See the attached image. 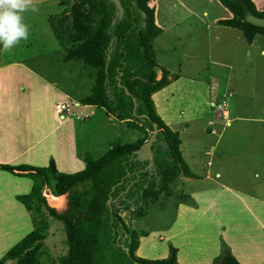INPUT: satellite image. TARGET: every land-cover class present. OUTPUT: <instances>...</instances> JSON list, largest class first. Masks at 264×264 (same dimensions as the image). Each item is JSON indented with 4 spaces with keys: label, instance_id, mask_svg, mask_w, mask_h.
<instances>
[{
    "label": "rangeland",
    "instance_id": "1",
    "mask_svg": "<svg viewBox=\"0 0 264 264\" xmlns=\"http://www.w3.org/2000/svg\"><path fill=\"white\" fill-rule=\"evenodd\" d=\"M73 1L36 0L39 10L23 14L29 38L7 53L0 52V78L15 86L10 103L21 109L18 123L27 130L31 127L28 121H35L31 136L41 139L30 153L34 164L47 166L51 159H56L60 171L65 173L81 170V163L74 165L69 146L86 163L87 154L98 158L115 143L132 142L143 135L105 108L76 103L75 99L81 102L91 92L96 69L82 61L64 60L70 42L57 35L56 27ZM154 1L150 4L155 7L156 20L169 29L164 37L165 48L161 36L156 38L157 62L159 69L168 68L174 77L168 86L153 94V100L157 113L180 132L183 157L187 164L196 160L189 167L198 178L188 181L185 177L176 178L169 191L144 204L143 215L123 208L120 214L139 233L151 229L169 231L180 201L184 205L191 201L185 196L191 185L204 188L209 185L207 169L213 173L220 170L222 178L235 189L264 201V35L259 34L248 43L242 30L219 25L218 19L231 16L219 0ZM65 92L71 95L72 111L59 119L55 104L65 98ZM223 100L231 120L226 123L228 126L218 116L221 108L214 105ZM213 121L215 124L210 126ZM212 129L217 130L216 134ZM152 133L149 129V136ZM208 161L213 165L208 166ZM3 174H0V259L33 229L31 213L15 198L17 194L28 193L26 183L33 184V180ZM44 195L59 212L68 208L69 193L62 195L64 198L50 196L54 195V182L45 188ZM201 199L203 203L205 199ZM47 216L49 230L40 264H60V258L68 251L65 226L61 220L48 213ZM183 219L180 227L185 220L192 223ZM153 238L159 243L157 233ZM152 244L142 242L146 251ZM141 257L151 256L148 253Z\"/></svg>",
    "mask_w": 264,
    "mask_h": 264
},
{
    "label": "trees",
    "instance_id": "2",
    "mask_svg": "<svg viewBox=\"0 0 264 264\" xmlns=\"http://www.w3.org/2000/svg\"><path fill=\"white\" fill-rule=\"evenodd\" d=\"M152 1L121 0L124 15L119 18L111 0H74L62 16L56 32L70 42L64 60L82 61L96 69L91 92L81 102L105 108L143 135L132 142L115 143L98 158L87 154L85 167L75 173L60 171L54 159L47 166L0 163L1 170L33 180L28 193L15 196L31 213L33 229L7 250L0 264H40L49 230L47 213L65 226L68 251L60 264H180L173 245L165 258L137 255L140 236L148 233L130 227L120 214L124 208L143 215L144 204L169 191L177 177H197L183 157L180 132L157 113L153 100V94L168 86L174 75L162 67L158 77L154 41L163 28L157 24ZM219 1L231 12L230 17L217 20L219 25L242 30L248 43L264 35V11L253 0ZM154 123L158 169L151 176L135 150L149 139ZM53 182L55 197L69 193L64 212L51 206L44 195ZM218 262L243 264L225 244Z\"/></svg>",
    "mask_w": 264,
    "mask_h": 264
},
{
    "label": "crops",
    "instance_id": "3",
    "mask_svg": "<svg viewBox=\"0 0 264 264\" xmlns=\"http://www.w3.org/2000/svg\"><path fill=\"white\" fill-rule=\"evenodd\" d=\"M253 1L259 10L264 11V0ZM157 24L163 28V33L160 36L162 38L161 45L165 48L164 37L169 33V29L164 28V24L162 25L158 21ZM159 72L161 73V69H159ZM15 91L12 82L7 83L0 78V163L35 165L34 162L36 161L32 159L34 156H31L30 153L37 148L41 139L36 140L31 136L35 130V121H28L31 127L27 130H23L20 123H18L21 109L19 107L15 108L10 103V95ZM64 96L66 99L64 98L58 102L71 97L68 92H65ZM75 101L80 102L77 99ZM89 108H92V105ZM74 109L77 110V108ZM91 111H93L92 114H97L94 110ZM121 122L124 123V121ZM68 149L71 151L70 156L74 160V165L81 163L80 168L82 170L86 163H82V160L78 158L76 149L72 150L71 146ZM23 158H27L24 160L26 162H22ZM63 161L67 163L64 159ZM58 163L56 160L57 167L60 170ZM195 163L196 160L188 164L191 166ZM212 165L211 161H208V166ZM70 166L68 165V167ZM3 173L9 174L10 177L16 176L0 169V174ZM22 177L24 178V176ZM180 177H185L187 181L193 178L184 175H180ZM222 177L223 174L220 170L213 173L210 169H207L206 180L209 181V185L206 188H204V185H191L190 193L184 192L185 196L191 201L185 205L180 201L177 208L181 212L178 211L176 217L168 226L170 230L166 232L152 229L145 231L148 234L141 236L137 255L146 256L149 253L151 259L165 258L168 256L170 249L168 242H172L178 248L177 258L180 264H215L221 257L223 244H225L241 263L264 264V201L258 196L247 195L235 189L234 185L228 183ZM26 184L27 192H29L32 183L30 181ZM200 197L205 199L203 203ZM182 218H188L192 223L185 220L184 223L182 222L183 227H180ZM156 233L158 234L159 243L153 238ZM145 241L148 242V245L153 242L152 248L149 249L151 251L144 249L142 242Z\"/></svg>",
    "mask_w": 264,
    "mask_h": 264
},
{
    "label": "clouds",
    "instance_id": "4",
    "mask_svg": "<svg viewBox=\"0 0 264 264\" xmlns=\"http://www.w3.org/2000/svg\"><path fill=\"white\" fill-rule=\"evenodd\" d=\"M38 10L36 0H0V52L7 53L29 38V26L24 23L23 14Z\"/></svg>",
    "mask_w": 264,
    "mask_h": 264
},
{
    "label": "built area",
    "instance_id": "5",
    "mask_svg": "<svg viewBox=\"0 0 264 264\" xmlns=\"http://www.w3.org/2000/svg\"><path fill=\"white\" fill-rule=\"evenodd\" d=\"M70 98H68L67 100H64L62 102H57L55 104V109H56V113L58 114L59 119H63L66 114H68L70 111H72V106L73 104L70 102ZM77 104H81L79 102H76ZM226 104V101L223 100L222 102L219 103H214V105H216V108H221L220 112H218V116L220 118V120H222L224 122V126H228L227 124L231 123L230 118H228V113L229 111L226 109V107H224ZM87 106V105H84ZM219 106V107H218ZM225 108V109H224ZM212 124L210 126H213L215 124V122H211ZM217 130L216 129H212V133L216 134Z\"/></svg>",
    "mask_w": 264,
    "mask_h": 264
},
{
    "label": "water",
    "instance_id": "6",
    "mask_svg": "<svg viewBox=\"0 0 264 264\" xmlns=\"http://www.w3.org/2000/svg\"><path fill=\"white\" fill-rule=\"evenodd\" d=\"M112 2H114L115 3V5H116V9H117V15H118V17L119 18H122L123 17V15H124V7H123V5H122V2H121V0H111ZM115 22V20L113 21V23ZM110 58H111V56L110 55H108V59H107V63H106V68H108V65H109V61H110ZM127 93L128 94H130V92L127 90ZM134 101H136V99H134ZM136 107L137 106H135V108H134V113L135 114H137L136 113ZM154 128H155V130L153 131V133H152V135L149 137V139L148 140H146L143 144H142V146L139 148V150H137V152L138 151H143V150H146L148 153H149V160H150V166L152 165V163H153V160H154V154H153V151H152V144H153V141H154V139H155V137H156V135H157V133H158V129H157V124L156 123H154ZM110 199L108 200V204L110 203Z\"/></svg>",
    "mask_w": 264,
    "mask_h": 264
},
{
    "label": "flooded vegetation",
    "instance_id": "7",
    "mask_svg": "<svg viewBox=\"0 0 264 264\" xmlns=\"http://www.w3.org/2000/svg\"><path fill=\"white\" fill-rule=\"evenodd\" d=\"M157 140H158V133L153 141V144H152V151H153V147L154 145L157 143ZM139 150V149H137ZM135 150V153L137 154L138 158L143 161V162H146V167L144 168L145 171L149 172L151 174V176H154L157 174V169H158V165L156 163V160H155V155H154V160H153V163L152 165L150 166V160H149V153L146 151V150H143V151H138ZM154 154V152H153Z\"/></svg>",
    "mask_w": 264,
    "mask_h": 264
},
{
    "label": "bare ground",
    "instance_id": "8",
    "mask_svg": "<svg viewBox=\"0 0 264 264\" xmlns=\"http://www.w3.org/2000/svg\"><path fill=\"white\" fill-rule=\"evenodd\" d=\"M55 196V195H54Z\"/></svg>",
    "mask_w": 264,
    "mask_h": 264
}]
</instances>
